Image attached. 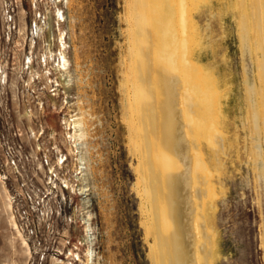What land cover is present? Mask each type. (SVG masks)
<instances>
[{
  "label": "rangeland",
  "instance_id": "374dc122",
  "mask_svg": "<svg viewBox=\"0 0 264 264\" xmlns=\"http://www.w3.org/2000/svg\"><path fill=\"white\" fill-rule=\"evenodd\" d=\"M179 1L173 0L172 3L178 5ZM151 2L69 0L66 20L62 26L67 32L65 54L70 62L68 70L73 75V79H69L67 91L72 107L68 108L63 102L66 93L60 87L54 105L49 100L51 91L49 95H41L45 101V110L42 113H31L30 119L25 112L34 104L29 106L32 98L27 99L23 82L19 78V75L26 78L27 71H20L19 66H10L13 56L21 60L29 52L28 26L23 38L18 39L17 35L8 43L5 41L4 46L0 40L1 67L7 74L6 83H0V139L1 131L8 133L11 128L19 127L22 133L20 138L29 150H33L34 140L29 127L36 131L40 126L45 132L53 130L58 145L68 154L69 144L64 139L66 128L62 123L63 116H67L69 110L77 112V115L83 117L86 133L87 143L83 144L82 150L89 187L87 199L75 194L77 186L71 189L69 208L51 225V229L40 228L38 236L41 234L43 237L40 241L35 235L32 238L29 228L24 227L23 233L29 237L31 248L28 256L21 250L18 241L15 240L13 244L11 242L15 228L8 221L0 182V264H55L53 257H64L68 248L73 247V243L84 233L82 228L85 224L83 222L88 220L85 216L87 213L91 215L88 221L90 234L94 238L95 264H150L148 243L151 236H147L145 231L144 179L141 175L145 167L141 163V152L145 151V145L140 137L138 109L135 110L133 97V94H137L134 87L138 78V63L134 61L138 49L133 47L138 45L135 43L142 38L140 33L149 25L145 16ZM208 3V0H202L197 9L191 0H181L184 8L188 5L191 8L190 14L199 11L206 14ZM210 11L214 16L204 14L197 23L200 25L202 39L212 41L206 51L214 49L218 61L227 72H221L219 81L221 99L228 97L230 100L229 106H225L226 110L219 113L223 125L220 128L232 141L238 132V121L231 89L242 78L243 62L249 67L250 60L247 53L241 55L234 26L224 6L213 5ZM206 20L210 22V27L205 26ZM26 21H30L29 17ZM133 37L139 39L134 40ZM196 38L200 40L201 36H195L194 33ZM41 48L40 42L35 44L33 57L40 54ZM223 53L225 62L228 61L226 63L221 59ZM14 63H17L15 59ZM183 63L184 60L180 59L179 65ZM34 68L39 69L35 65ZM131 68L133 71H130ZM12 82L16 85L14 89ZM51 117L54 124L50 121ZM237 151V158L234 154L226 161L227 167L233 170L232 174L225 171L220 173L224 188L215 187L216 264H264V184L261 181L254 182L246 165L240 164L243 151L239 146ZM67 158L66 168L70 173L74 159L69 154ZM2 173L0 169V179ZM2 184L7 192L11 191L8 182L2 181ZM79 251L83 254V246ZM72 262L80 264L77 260Z\"/></svg>",
  "mask_w": 264,
  "mask_h": 264
},
{
  "label": "bare ground",
  "instance_id": "6f19581e",
  "mask_svg": "<svg viewBox=\"0 0 264 264\" xmlns=\"http://www.w3.org/2000/svg\"><path fill=\"white\" fill-rule=\"evenodd\" d=\"M151 1L145 16L149 25L140 33L142 38L135 43L138 45L133 47L138 49L137 61L133 58L138 63V78L133 86L137 94L132 93L135 110L138 109L140 137L145 145V151L141 152V163L145 166L141 175L144 179L145 231L151 236L148 243L150 264H216L215 187L224 188L220 178L222 171L232 174L226 161L234 154L238 157V146L243 151L240 164L246 165L255 183L264 184V0H208L209 13L206 14L202 11L190 14L189 5L184 8L181 0L178 5L172 3L173 0ZM201 1L191 0L197 9ZM213 5L224 6L234 26L241 55L247 53L250 60L249 67L243 62L242 78L231 89L238 121V132L232 141L220 128L223 125L219 113L226 110L230 100L228 97L221 99L219 81L221 72H227L218 61L216 51H206L212 41L202 39L197 23L204 14L214 16L210 11ZM47 21L49 36L56 31L59 40L54 67L58 78L52 79L54 94L63 87L66 93L63 102L69 108L72 103L67 91L73 75L68 70L70 62L65 54L68 44L62 26L64 21L57 18L55 28L50 25V18ZM24 26L23 22L18 31ZM205 26L210 27V22L206 20ZM194 33L201 39L195 40ZM224 55L221 59L225 62ZM180 59L184 63L179 65ZM28 67L30 78L40 73L30 64ZM6 76L0 64L3 85ZM11 85L13 89L16 86L14 82ZM53 95H49V100L54 105ZM70 111L63 116L62 122L75 149L68 147V151L76 152L79 163H83L82 146L87 143L83 117ZM25 114L30 119L31 114L28 111ZM50 121L54 124L53 117ZM29 128L32 130L31 126ZM0 182L8 221L15 228L11 242L18 241L21 250L30 256V245L9 212L7 189L1 179ZM85 216L90 220V214ZM88 220L83 222L84 233L68 248L66 255L53 257L55 264H74V260L80 264H95L94 238ZM81 246L83 254L79 251Z\"/></svg>",
  "mask_w": 264,
  "mask_h": 264
},
{
  "label": "built area",
  "instance_id": "2783aa9c",
  "mask_svg": "<svg viewBox=\"0 0 264 264\" xmlns=\"http://www.w3.org/2000/svg\"><path fill=\"white\" fill-rule=\"evenodd\" d=\"M68 1L0 0V21L2 25L0 27L2 30L0 40L3 46L5 41L8 43L17 35L18 39L23 38L25 28L28 26L27 47L29 52L24 54L21 60L13 56L10 66L11 68L19 66L20 71L24 69L27 71L26 78L22 75H19V78L23 82L22 86H24L27 99L32 98L29 100V106L32 103L34 104V106L27 109L30 114L44 112L45 101L41 95H49V91H51L50 95H53L55 92L52 79L58 78L55 75L54 67L58 59L56 51L59 40L56 31L49 36L47 20L50 18V25L54 28L56 27L57 18L65 23ZM57 9H59V12ZM27 17L30 20L28 23L26 21ZM23 22L24 28L18 31ZM39 42L42 51L37 56L34 55V59L32 50L35 44ZM0 48L2 47L0 46ZM14 59L17 63H14ZM29 64L33 68L34 65L37 66L40 72L38 75L34 74L32 78L28 75L27 68H29ZM26 79H29L28 83H26ZM47 88L49 89L46 90ZM56 95L58 93L53 96ZM31 131L35 147L33 150H29L26 143L20 138L22 133L19 127L11 128L8 133H2L1 131L2 138L0 139V169L3 171L1 179L4 183L8 182L11 188V191L7 192L11 204L10 212L13 214L16 225L27 242L29 237L27 234H23L24 227L29 228L32 238L35 235L40 241L43 238L41 234L38 236L41 229H51V225L56 223L59 216L69 208V198L71 199L69 192L71 189L77 186L75 194L87 199L86 195L89 188L86 181V172L83 173V168L85 171L84 162L79 163L76 152H69L67 148L68 154L74 159V165L71 166V172L68 173L66 168L68 154L58 145L53 130L45 132V129L39 126L36 131ZM64 139L67 140L68 147L74 149V145L66 133Z\"/></svg>",
  "mask_w": 264,
  "mask_h": 264
}]
</instances>
